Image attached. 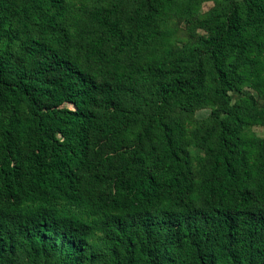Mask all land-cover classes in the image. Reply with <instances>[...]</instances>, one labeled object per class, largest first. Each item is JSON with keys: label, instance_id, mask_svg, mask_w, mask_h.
Wrapping results in <instances>:
<instances>
[{"label": "trees", "instance_id": "1", "mask_svg": "<svg viewBox=\"0 0 264 264\" xmlns=\"http://www.w3.org/2000/svg\"><path fill=\"white\" fill-rule=\"evenodd\" d=\"M204 1L0 0V264H264V0Z\"/></svg>", "mask_w": 264, "mask_h": 264}, {"label": "rangeland", "instance_id": "2", "mask_svg": "<svg viewBox=\"0 0 264 264\" xmlns=\"http://www.w3.org/2000/svg\"><path fill=\"white\" fill-rule=\"evenodd\" d=\"M74 4V9H81L83 4L92 6L95 3H98L100 1L104 0H71ZM214 5L213 0L204 1L202 3L201 12H206ZM172 26L176 27L178 32L175 35L176 43L179 45L192 42L194 40L195 34L202 33L201 29L198 28H192V24L189 22H186L185 20L175 19L172 23ZM232 99L233 101L236 100L240 94L236 92H232ZM210 114V109L208 108H202L199 110H196L191 116H189V120L193 123H198L207 118ZM251 131L256 133L257 135L264 137V127L262 126H252ZM191 150L194 153L199 152L197 148L192 147Z\"/></svg>", "mask_w": 264, "mask_h": 264}]
</instances>
